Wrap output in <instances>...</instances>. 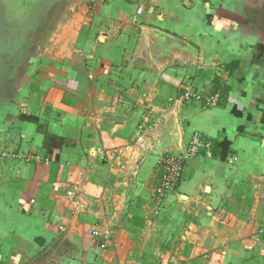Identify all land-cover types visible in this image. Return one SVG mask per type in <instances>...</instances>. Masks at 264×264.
I'll return each instance as SVG.
<instances>
[{"label":"crops","instance_id":"crops-1","mask_svg":"<svg viewBox=\"0 0 264 264\" xmlns=\"http://www.w3.org/2000/svg\"><path fill=\"white\" fill-rule=\"evenodd\" d=\"M263 8L0 0V264H264ZM195 133L211 154L155 214L160 159Z\"/></svg>","mask_w":264,"mask_h":264},{"label":"built area","instance_id":"built-area-1","mask_svg":"<svg viewBox=\"0 0 264 264\" xmlns=\"http://www.w3.org/2000/svg\"><path fill=\"white\" fill-rule=\"evenodd\" d=\"M95 2L98 0H89ZM181 98L189 103L202 102L206 107H215L219 104L221 99L220 91L211 92L206 89H197L191 85L183 87ZM145 120H149L148 117ZM143 126V125H142ZM141 126V127H142ZM201 149H205L208 155L211 154V143L205 141L199 133L193 135L186 151L183 154H168L165 155L160 163L163 164V171L161 172L159 183L153 192V208L152 211L156 214L162 206L167 194L177 186L187 159L198 155ZM69 194H73L72 191ZM94 235H100L98 230H93Z\"/></svg>","mask_w":264,"mask_h":264},{"label":"trees","instance_id":"trees-1","mask_svg":"<svg viewBox=\"0 0 264 264\" xmlns=\"http://www.w3.org/2000/svg\"><path fill=\"white\" fill-rule=\"evenodd\" d=\"M217 91H220L219 89H213L211 92H217ZM51 139H52V146L53 145H57V146H62V144H64V138L63 137H58V136H51ZM61 141V142H60ZM63 141V142H62ZM228 145H229V143L228 142H222V143H217V146L218 147H220L221 149H220V152H221V157L222 158H225L226 157V155H225V151H227L226 149H227V147H228Z\"/></svg>","mask_w":264,"mask_h":264},{"label":"rangeland","instance_id":"rangeland-1","mask_svg":"<svg viewBox=\"0 0 264 264\" xmlns=\"http://www.w3.org/2000/svg\"><path fill=\"white\" fill-rule=\"evenodd\" d=\"M34 0H28V2H30V3H32ZM23 4H26V2L25 1H23ZM35 4H36V6L37 5H40V4H43V2H38V1H36L35 2ZM32 4H30V6H31ZM34 7V6H33ZM36 8V7H35ZM35 8H32L33 9V11L35 10ZM262 11H263V13L261 12V16H259V19H258V22L256 23V26L258 27V29L259 30H261L262 32H264V8L262 9ZM260 13V12H259ZM29 15L30 16H34L33 15V12H31V13H29ZM195 104H198V103H195ZM162 160V158L160 159V161ZM160 163V162H159ZM160 169H161V171H160V174H161V172L163 171V164L162 163H160Z\"/></svg>","mask_w":264,"mask_h":264}]
</instances>
